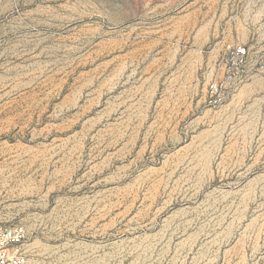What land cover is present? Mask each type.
Instances as JSON below:
<instances>
[{
	"label": "rangeland",
	"instance_id": "rangeland-1",
	"mask_svg": "<svg viewBox=\"0 0 264 264\" xmlns=\"http://www.w3.org/2000/svg\"><path fill=\"white\" fill-rule=\"evenodd\" d=\"M11 224L28 264H264V0H0Z\"/></svg>",
	"mask_w": 264,
	"mask_h": 264
},
{
	"label": "built area",
	"instance_id": "built-area-1",
	"mask_svg": "<svg viewBox=\"0 0 264 264\" xmlns=\"http://www.w3.org/2000/svg\"><path fill=\"white\" fill-rule=\"evenodd\" d=\"M234 54L241 58L246 54L244 46H237ZM26 231L19 224L0 226V264H28L24 249Z\"/></svg>",
	"mask_w": 264,
	"mask_h": 264
}]
</instances>
